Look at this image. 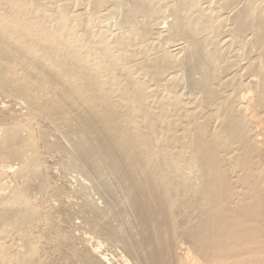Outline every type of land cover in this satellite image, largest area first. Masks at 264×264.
<instances>
[{"label":"rangeland","instance_id":"1","mask_svg":"<svg viewBox=\"0 0 264 264\" xmlns=\"http://www.w3.org/2000/svg\"><path fill=\"white\" fill-rule=\"evenodd\" d=\"M140 1L0 0V264H264V0Z\"/></svg>","mask_w":264,"mask_h":264},{"label":"bare ground","instance_id":"2","mask_svg":"<svg viewBox=\"0 0 264 264\" xmlns=\"http://www.w3.org/2000/svg\"><path fill=\"white\" fill-rule=\"evenodd\" d=\"M232 0H225L223 3V7L225 5H228ZM122 4L124 6L123 9H114L110 12V15H119L118 17L121 18L122 21L124 22H133L135 20H137L140 14L142 13H147L148 12V6L144 5L140 0H122ZM189 8V7H188ZM185 10H187V5L185 2H179V4L173 8L172 10H170L171 14L174 17V21L172 23L171 26V32L168 34V39L172 40L173 38L176 37H185L189 42L188 45L186 46V48H188L191 52L189 54V56L184 59L182 62L184 64H187V66H189L190 63H193L192 65H194L195 63H197V65L195 66L196 68L200 69V70H205L207 69L209 63L205 60V58L203 57V51H202V41L199 40L198 38V34L195 31H191L186 23V20H188V18L185 16L184 12ZM166 12V11H164ZM168 12V10H167ZM190 14H192L190 12ZM194 14V13H193ZM249 13H245L242 12L241 15L243 16V20L241 23L239 24V28H236V31H241L242 29L250 26L252 24V21L247 20L248 19V15ZM195 15V14H194ZM198 15V14H197ZM240 15V16H241ZM191 16V15H189ZM202 16V15H201ZM198 19V18H197ZM136 22V21H135ZM190 23V22H189ZM206 23V22H205ZM148 25V24H147ZM150 25V24H149ZM259 26V24H258ZM203 27H209V28H213L214 26L211 25H206ZM200 26V28H203ZM216 28V27H215ZM259 29L264 30L263 28L259 27ZM235 31V30H234ZM262 33V34H261ZM236 34V33H235ZM260 39L258 38L257 41H261L262 39H264V31L260 32ZM236 36V35H235ZM166 39V38H165ZM256 42V41H255ZM261 44V43H260ZM211 65H209L210 67ZM184 67V66H183ZM148 68V67H147ZM212 68V67H211ZM195 70V69H194ZM202 73V71H201ZM203 75V74H202ZM208 77L205 76L203 78H201L198 81H195V87L203 90L202 92H204L205 94L209 95V97L214 96L216 93L214 92V90L209 86V81ZM208 99V98H207ZM212 102V101H211ZM81 104V103H80ZM204 141V140H203ZM99 145H103L102 149L103 151L108 147L107 144L105 143H99ZM201 145V144H200ZM199 145V146H200ZM207 145V144H206ZM212 145V144H211ZM208 146V145H207ZM206 146V147H207ZM201 147V146H200ZM202 147L204 148V145L202 144ZM201 147V148H202ZM213 147V146H212ZM200 148V149H201ZM208 148V147H207ZM202 150V149H201ZM210 151V150H209ZM213 154V153H212ZM209 155V154H208ZM211 155V154H210ZM215 156V155H214ZM213 157V156H212ZM209 162L212 160L211 156L209 157ZM208 160V159H207ZM215 160V159H214ZM122 161V160H121ZM213 161V160H212ZM217 161V159H216ZM213 163V162H212ZM215 163V162H214ZM122 164L120 162V160L117 159V161L115 162L114 168H115V177H118L119 179H127L129 178L128 175L126 173L121 172L122 170ZM93 165V164H92ZM112 165V164H111ZM112 165V166H113ZM214 165V164H212ZM99 166V165H98ZM111 166V167H112ZM104 170V168H102ZM113 169V168H112ZM215 168H212V170ZM217 169V168H216ZM218 170V169H217ZM97 171V169H96ZM94 171L93 169L89 168L87 170L88 174L90 176H92V178L95 180V185L97 187L98 190L101 191V193L109 200L110 206H111V210H113L112 212H114V215L117 214L118 216L121 214V206L118 204V199L116 200L115 194L110 193L109 190H111V182L107 180L105 173H101L102 170H100L99 172ZM109 171V170H108ZM215 172V171H214ZM114 174V173H113ZM219 176V175H218ZM214 178V177H213ZM217 180V179H216ZM115 181V180H114ZM150 182V181H149ZM218 187V186H217ZM128 190L130 193H133V188L132 187H128ZM144 193V192H143ZM154 194V193H153ZM157 194V193H156ZM158 195V194H157ZM159 202V201H158ZM136 204V203H135ZM148 205V204H147ZM137 206V205H136ZM159 207V206H158ZM166 207V206H163ZM135 209V208H134ZM155 209V208H154ZM138 213L143 216L144 213V209L143 207H141V205L137 206ZM126 211V210H125ZM149 211V210H148ZM152 211V210H151ZM136 212V211H135ZM166 212V211H165ZM164 212V213H165ZM156 213V211H155ZM216 215V214H215ZM215 223V222H214ZM214 227V226H213ZM147 244V243H146ZM146 247V246H145ZM148 247V246H147ZM148 249V248H147ZM156 249V247H155ZM145 250V249H144ZM149 251V250H148ZM147 251V252H148ZM154 251V250H153ZM150 253V252H149ZM154 254V253H153ZM154 262V261H153ZM158 263V262H157Z\"/></svg>","mask_w":264,"mask_h":264}]
</instances>
